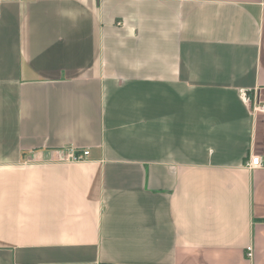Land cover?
I'll use <instances>...</instances> for the list:
<instances>
[{
  "label": "crops",
  "instance_id": "1",
  "mask_svg": "<svg viewBox=\"0 0 264 264\" xmlns=\"http://www.w3.org/2000/svg\"><path fill=\"white\" fill-rule=\"evenodd\" d=\"M259 94L264 0H0V264H264Z\"/></svg>",
  "mask_w": 264,
  "mask_h": 264
},
{
  "label": "built area",
  "instance_id": "2",
  "mask_svg": "<svg viewBox=\"0 0 264 264\" xmlns=\"http://www.w3.org/2000/svg\"><path fill=\"white\" fill-rule=\"evenodd\" d=\"M252 102V110L253 113L255 115H259L262 114L264 115V96L262 95H256L251 99ZM90 152L88 150H84V151H77L74 149H70L69 153H68V160L71 162H81V161H85L88 156H89ZM247 166L250 169H254V168H261L264 166V162L262 160V158L260 156H252L249 163L247 164ZM248 257L252 256V248H248Z\"/></svg>",
  "mask_w": 264,
  "mask_h": 264
},
{
  "label": "rangeland",
  "instance_id": "3",
  "mask_svg": "<svg viewBox=\"0 0 264 264\" xmlns=\"http://www.w3.org/2000/svg\"><path fill=\"white\" fill-rule=\"evenodd\" d=\"M255 149L257 154L264 155V115H258L257 133L255 136Z\"/></svg>",
  "mask_w": 264,
  "mask_h": 264
}]
</instances>
